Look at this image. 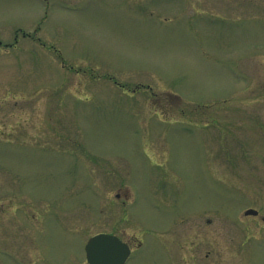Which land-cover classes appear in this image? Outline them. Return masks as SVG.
<instances>
[{"label": "rangeland", "instance_id": "374dc122", "mask_svg": "<svg viewBox=\"0 0 264 264\" xmlns=\"http://www.w3.org/2000/svg\"><path fill=\"white\" fill-rule=\"evenodd\" d=\"M0 43V264H264V0H0Z\"/></svg>", "mask_w": 264, "mask_h": 264}, {"label": "water", "instance_id": "95a60500", "mask_svg": "<svg viewBox=\"0 0 264 264\" xmlns=\"http://www.w3.org/2000/svg\"><path fill=\"white\" fill-rule=\"evenodd\" d=\"M244 215L255 216L257 211L248 209ZM85 252L88 264H124L129 247L115 236L98 234L87 242Z\"/></svg>", "mask_w": 264, "mask_h": 264}, {"label": "trees", "instance_id": "16d2710c", "mask_svg": "<svg viewBox=\"0 0 264 264\" xmlns=\"http://www.w3.org/2000/svg\"><path fill=\"white\" fill-rule=\"evenodd\" d=\"M106 78H108V77H106ZM108 79L110 80L111 78L109 77Z\"/></svg>", "mask_w": 264, "mask_h": 264}]
</instances>
